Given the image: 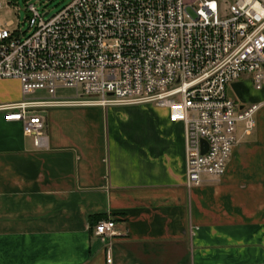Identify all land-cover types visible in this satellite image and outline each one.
<instances>
[{"label": "crops", "instance_id": "1", "mask_svg": "<svg viewBox=\"0 0 264 264\" xmlns=\"http://www.w3.org/2000/svg\"><path fill=\"white\" fill-rule=\"evenodd\" d=\"M21 88L0 80V106L32 98ZM229 89L240 106L264 100L247 80ZM255 121L237 124L221 178L187 188L184 127L165 109L51 106L42 149L0 112V264H264L263 112ZM108 219L102 241L93 228Z\"/></svg>", "mask_w": 264, "mask_h": 264}, {"label": "built area", "instance_id": "2", "mask_svg": "<svg viewBox=\"0 0 264 264\" xmlns=\"http://www.w3.org/2000/svg\"><path fill=\"white\" fill-rule=\"evenodd\" d=\"M220 5L72 0L51 16L30 5L26 37L0 18V80L19 81L24 96L47 95L0 106L4 120L20 123L42 149L51 106L153 105L184 127L186 187L221 178L237 124L250 133L264 114V100L240 106L228 95L239 80L264 93V0H232L224 15ZM58 88L73 90L74 98L57 99ZM114 226L100 220L93 233L106 241Z\"/></svg>", "mask_w": 264, "mask_h": 264}, {"label": "rangeland", "instance_id": "3", "mask_svg": "<svg viewBox=\"0 0 264 264\" xmlns=\"http://www.w3.org/2000/svg\"><path fill=\"white\" fill-rule=\"evenodd\" d=\"M72 0H11L10 4L7 0H0L1 9H0V18L4 22H11L13 26L11 29L18 28L24 32V37L28 36L31 33V30L28 29L27 21L29 14L27 8L32 5L41 15L48 13V16H51L64 7H66ZM232 0H220V10L221 14L224 15L227 12L228 4ZM223 3V6H222ZM240 82V80H239ZM74 92L71 89H56V96L68 97L73 95ZM229 97L234 98L232 90H228ZM47 97L45 92H37L32 95V98H45Z\"/></svg>", "mask_w": 264, "mask_h": 264}, {"label": "water", "instance_id": "4", "mask_svg": "<svg viewBox=\"0 0 264 264\" xmlns=\"http://www.w3.org/2000/svg\"><path fill=\"white\" fill-rule=\"evenodd\" d=\"M45 15H46V13H45ZM202 146H203V148L206 149V143L205 142H202Z\"/></svg>", "mask_w": 264, "mask_h": 264}]
</instances>
